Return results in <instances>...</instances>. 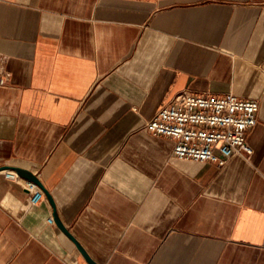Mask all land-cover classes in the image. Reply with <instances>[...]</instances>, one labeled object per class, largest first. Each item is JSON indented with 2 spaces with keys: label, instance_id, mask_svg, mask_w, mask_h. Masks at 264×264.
Segmentation results:
<instances>
[{
  "label": "crops",
  "instance_id": "obj_1",
  "mask_svg": "<svg viewBox=\"0 0 264 264\" xmlns=\"http://www.w3.org/2000/svg\"><path fill=\"white\" fill-rule=\"evenodd\" d=\"M4 81V83H1ZM260 104L251 156L180 161L177 95ZM0 264H264V0H0ZM7 171V170H6Z\"/></svg>",
  "mask_w": 264,
  "mask_h": 264
},
{
  "label": "built area",
  "instance_id": "obj_2",
  "mask_svg": "<svg viewBox=\"0 0 264 264\" xmlns=\"http://www.w3.org/2000/svg\"><path fill=\"white\" fill-rule=\"evenodd\" d=\"M259 112L257 100L234 94L212 98L182 93L148 121L145 130L155 137L171 139L173 156L180 161L224 167L234 156L253 154L247 139L258 123ZM4 173L30 194L32 206L44 201L38 185L14 171ZM49 224L53 225L54 219H49Z\"/></svg>",
  "mask_w": 264,
  "mask_h": 264
},
{
  "label": "water",
  "instance_id": "obj_3",
  "mask_svg": "<svg viewBox=\"0 0 264 264\" xmlns=\"http://www.w3.org/2000/svg\"><path fill=\"white\" fill-rule=\"evenodd\" d=\"M14 171L16 172L21 178L31 181L33 183H35L36 185L39 186V188L43 189L45 192V195L47 197V199L49 200V202L51 203L52 207L54 208V210L56 209L55 207V203L53 198L51 197V195L44 189L43 185L41 184V182L39 181L38 177L36 175H34L31 171L25 170V169H21V168H11V167H2L0 168V172L1 171ZM54 223H56V225L58 226V228L71 240L75 243V245L77 246V248L79 249V251L81 252V254L84 256V258L86 259V261L89 264H96L92 261V259L88 256V254L85 252V250L82 248V246L71 236L70 232L66 229V227L64 226V224L60 221L57 212L55 211L54 213Z\"/></svg>",
  "mask_w": 264,
  "mask_h": 264
}]
</instances>
